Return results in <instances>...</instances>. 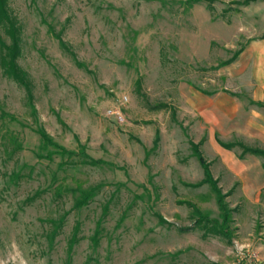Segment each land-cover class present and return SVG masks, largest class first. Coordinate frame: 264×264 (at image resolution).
Listing matches in <instances>:
<instances>
[{"label":"rangeland","instance_id":"obj_1","mask_svg":"<svg viewBox=\"0 0 264 264\" xmlns=\"http://www.w3.org/2000/svg\"><path fill=\"white\" fill-rule=\"evenodd\" d=\"M243 1L6 0L35 113L0 67V264H264L262 157L219 144L264 149V107L238 56L221 65L264 35V0ZM118 106L122 122L106 114ZM37 127L104 163L46 156ZM190 141L225 194L230 241L195 225L194 208L210 220L219 209L208 184L189 185L203 178Z\"/></svg>","mask_w":264,"mask_h":264},{"label":"trees","instance_id":"obj_2","mask_svg":"<svg viewBox=\"0 0 264 264\" xmlns=\"http://www.w3.org/2000/svg\"><path fill=\"white\" fill-rule=\"evenodd\" d=\"M251 1L253 0H244L241 3L248 4ZM0 25H2L6 29V31L9 33L11 37V42L7 45L4 41L0 40V67L2 68V71L7 76L11 77L13 80H15L17 83L21 84L24 87L27 93L29 104L31 105V110L33 113H35V109L31 102L32 100L31 86L29 85V82L26 78V73L23 70H21L18 67V64L16 63V58L20 52L17 27L15 25L14 19L7 12L6 0H0ZM240 51L241 49L234 52L231 58L223 61L221 65L231 63L238 56ZM138 82L139 81H137V83ZM253 103L264 107V104L262 102H253ZM2 115L5 116L7 114L6 112L2 111ZM11 119H14L13 116H11ZM35 131L39 135L42 147L45 148L46 150H48V148H51V150H48L46 153V156L48 157L51 156L53 153H57L59 155L67 156V157L77 155L81 157L80 161L85 164L96 165V164L104 163V161L102 160L93 159L87 154H85L84 151L82 150L83 148L82 146L79 147L80 149L78 151L70 150L64 147L63 145L59 144L58 142L54 141L53 138L43 128L37 127ZM158 140H159V136L156 131L155 137L153 139L152 149H155L157 147ZM219 144L225 149H231L235 145L240 146L242 150L239 154V157L244 156V154L246 153L259 155L262 157V165L264 166V149L262 148L249 147L240 142H237L235 144V143H225V142L219 141ZM190 146L192 148L193 155L196 157L200 166L202 167L203 178L199 182L189 184V185L197 186V185H202V184H208L211 190L215 194V201L219 209V218L210 220L207 214H203L199 211V209L194 208V215L197 217V219L195 220V225H198L200 228L204 230L203 236H207L208 234H213V235L226 238L227 241H230L232 237V229L230 228L228 223L230 221V211L231 210L227 207L224 201L225 194H223L220 188L218 187L217 185L218 180L213 177L210 171L209 162L206 161V159L203 157L202 152L199 149V143L190 141ZM97 189H98L97 186H93L85 190H80L79 195L73 198L72 208H81L87 205L90 199H92L93 196L96 194ZM39 193L40 191L37 190L29 198L30 199L35 198V196L39 195ZM106 207L107 206L105 204L104 211ZM67 213H68V210H65L62 212V214L58 218L49 219L48 222L50 223V229L46 232V236H47L49 243L53 241ZM159 220L162 222H165L162 216H159ZM78 229H79V224L75 223L72 235L68 239V243H67L68 252L72 250L73 245L78 240L77 238ZM100 230H101L100 219H98L95 225L94 234L92 236V240L94 243L98 241V233Z\"/></svg>","mask_w":264,"mask_h":264},{"label":"crops","instance_id":"obj_3","mask_svg":"<svg viewBox=\"0 0 264 264\" xmlns=\"http://www.w3.org/2000/svg\"><path fill=\"white\" fill-rule=\"evenodd\" d=\"M237 66L247 74L250 98L264 104V35L244 46L238 54Z\"/></svg>","mask_w":264,"mask_h":264},{"label":"built area","instance_id":"obj_4","mask_svg":"<svg viewBox=\"0 0 264 264\" xmlns=\"http://www.w3.org/2000/svg\"><path fill=\"white\" fill-rule=\"evenodd\" d=\"M121 101L125 102L127 101V97L123 96ZM106 114L112 116L115 120L122 122L124 120L123 114L121 112L120 107H109L106 110Z\"/></svg>","mask_w":264,"mask_h":264}]
</instances>
